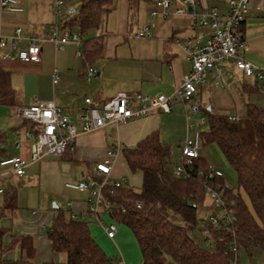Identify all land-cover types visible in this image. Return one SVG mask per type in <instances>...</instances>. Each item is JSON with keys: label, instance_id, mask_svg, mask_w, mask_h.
I'll list each match as a JSON object with an SVG mask.
<instances>
[{"label": "crops", "instance_id": "obj_1", "mask_svg": "<svg viewBox=\"0 0 264 264\" xmlns=\"http://www.w3.org/2000/svg\"><path fill=\"white\" fill-rule=\"evenodd\" d=\"M56 1L18 0L24 9L21 13H11L0 8V35L8 37V46L0 49V70L9 73L11 87L16 92L13 106L0 104V160L12 156L29 158L33 143L29 140L32 137L35 140V136H28V132H33L35 127L29 121L18 117L16 109L29 106L36 100L54 101L62 109L63 114L72 120L78 131L73 149H69L63 156L49 155L31 165L23 178L8 173V167H0L4 174L0 178V188L4 191L15 188L20 196L19 185L38 182L41 189L47 192L45 197H42L44 206L39 203L37 210H31L30 214L20 209L18 197V210L4 222V225L11 227L15 234L33 236L37 248L35 257L37 264H56V258L64 256L53 254L48 238L43 235L53 216L61 210L68 214L73 211L77 216H81L87 209L90 192L70 189L66 186L67 183L97 178L96 165L107 157L109 150L119 146L120 155L112 176L115 179H125L129 186L137 184L140 189L143 185V175L130 171L123 150L134 148L153 132H158L165 144L170 147L176 144V148L180 149L187 135L186 118L184 121L180 114H176L178 110L180 111L178 104L181 101L178 98L173 100V110L170 113L156 110L126 124L110 123L89 132H84V121L79 116L86 107L85 99L91 98L103 104L120 92L131 96L136 94L171 96L182 86L190 70L185 52L176 41L194 42L199 36L202 44L207 41V30L195 27L190 11L176 14L177 4L170 9L168 17L160 18L152 15L155 3L160 0H115L112 10L104 18L101 29L89 32L83 39L103 37L102 53L89 60V64L77 56V47L74 44L57 50L51 42L43 45L40 62L20 61L18 53L28 46L31 36L47 37L54 27L69 29L65 23L73 14H78L79 0H63L59 13ZM200 2L202 6L215 8L221 14L228 10L229 0ZM18 27L22 28L20 39L16 40V48L12 49L11 37ZM145 27L150 28L151 36L138 38V33ZM69 30L78 32L76 28ZM240 34L247 47L240 48L239 54L251 64L264 69V0H252L250 13L242 25ZM6 54H10L9 59H5ZM87 67H93L97 72L90 82L84 78ZM55 69L60 73L58 85L53 83ZM224 74L227 88L217 90L209 79L207 84L198 90L194 111L198 107L203 108L197 101H204L203 109L212 110L219 115L239 117L241 122L246 116L247 104L264 107L263 82L253 78L248 80L249 78L244 77L232 63L225 65ZM173 119H179L177 122L180 130L176 135L167 127L168 121ZM63 192L66 193L67 200L65 207L63 204L60 208L58 202H53L51 208L50 201L60 197ZM68 202L72 203L71 209ZM84 221L98 242L94 231L99 230L101 233L102 230L105 234L104 230L95 224L92 216ZM12 226L16 228L13 229ZM116 238L112 240L118 253L116 257L121 256L126 264H131L129 256L126 258L117 245ZM137 254L140 259V253ZM10 256L19 259L20 252L15 251ZM64 258L62 264L66 263V257ZM238 263L264 264V248L254 246L241 249Z\"/></svg>", "mask_w": 264, "mask_h": 264}, {"label": "trees", "instance_id": "obj_2", "mask_svg": "<svg viewBox=\"0 0 264 264\" xmlns=\"http://www.w3.org/2000/svg\"><path fill=\"white\" fill-rule=\"evenodd\" d=\"M79 1L78 14H73L65 26L76 28L86 37L89 32L101 29L115 0ZM102 50V36L83 40V61L89 64ZM15 99L9 73L0 70V104L13 106ZM246 107L244 119L252 125L255 135L252 141L243 137L246 127L242 121L232 124L229 116L198 107L199 111H204L208 126V130L202 132V146L215 143L220 147L238 174L237 191L226 187L217 175L212 180L199 177L198 170L209 169L202 158L195 160V172L190 176H174L171 147L161 140L158 132H153L134 148L123 150L130 171L142 173L143 185L135 190L125 183L120 188H108L106 194L116 204L125 206L126 213H116L115 218L136 238L143 264H234L238 263L241 249L264 248V107L255 104ZM207 185L226 188V202L235 203L230 205L236 216L233 225L219 230L207 226L212 250L202 247L191 235L197 228V210L207 198ZM1 197L0 264H31L37 255L33 236L15 234L11 227L4 225L19 208L17 190L6 189ZM136 201L142 203V208H136ZM46 232L53 254L64 255L65 264H115L93 238L87 223L73 219L66 211H58L53 216ZM233 244L237 246L236 253L230 251ZM15 251L20 252L19 259L11 258Z\"/></svg>", "mask_w": 264, "mask_h": 264}, {"label": "built area", "instance_id": "obj_3", "mask_svg": "<svg viewBox=\"0 0 264 264\" xmlns=\"http://www.w3.org/2000/svg\"><path fill=\"white\" fill-rule=\"evenodd\" d=\"M252 0H229L228 10L221 14L215 8L202 6L200 0H160L154 5L153 17L166 18L170 14V9L177 4L176 14H184L192 7L191 16L194 25L199 29L207 30V41L202 44L201 36L193 42L192 40H177L179 47L183 49L187 61L190 63V70L181 87L171 96L159 94L157 96H147L143 94L128 95L120 92L107 102L100 104L91 98H86V107L80 113V119L84 121L83 130L101 129L110 123L116 125L126 124L128 121L149 115L152 111L161 110L167 113L173 110V100L178 98L185 108L186 118V138L182 143L180 163L173 167V175L176 177H188L195 172L194 162L199 159V151L202 146L201 127L207 124L205 115L194 117L193 104L199 88L205 86L210 79L217 90H225L227 81L225 79L224 67L232 63L241 71L244 77L253 78L264 83V69H261L239 54L240 48L247 47V43L240 34L242 25L246 21ZM63 0L56 1L57 12ZM0 8L11 13H21L24 9L19 5L18 0H0ZM22 28L15 29L14 36L11 37V48H16V40L20 39ZM150 28L145 27L138 33L137 37H150ZM84 35L79 32H72L69 29L54 27L44 38L31 36L28 46L19 51L18 58L24 63H38L42 60V47L46 42H51L57 50H62L68 44L77 47V56L82 57V42ZM8 46V37L0 35V49ZM5 59L10 58L6 54ZM97 72L93 67H87L84 71V78L90 82ZM53 83H60L59 70L53 73ZM134 105H137L135 108ZM16 115L29 121L35 127L33 132H28V136H35L30 147L29 158L12 156L0 160V167H8V173L19 178H23L31 165L40 162L49 155L63 156L69 149H73V143L78 137V131L72 120L63 114L62 109L54 101L36 100L29 106L16 109ZM229 122L238 124L239 117L229 116ZM120 155V147L109 150L107 157L99 162L95 170L97 178H89L78 183H67L66 186L76 191H89L90 199L87 209L81 216H77L73 211L70 213L73 219L85 220L92 216L95 224L100 226L105 235L114 240L118 233L117 225L111 222L104 225L103 216L115 218V214H125L126 208L122 204H116L106 194L108 188H120L125 184V179H115L112 171L116 160ZM197 175L201 178L212 180L215 173L210 169H200ZM4 174L0 171V178ZM228 187V186H226ZM224 187L220 185H207L206 193L214 200L215 206L221 210L219 214L209 217L208 226L219 230L224 226H231L236 222L234 209L227 203L224 197ZM4 189L0 188V194ZM112 194V192H110ZM136 208H142L140 201L134 202ZM69 209L72 203L68 202ZM36 213V212H35ZM209 243L212 244L211 240ZM230 251L237 252L236 244L230 247ZM115 264H126L121 256L115 258ZM140 264H143L140 262ZM238 264V263H234Z\"/></svg>", "mask_w": 264, "mask_h": 264}, {"label": "rangeland", "instance_id": "obj_4", "mask_svg": "<svg viewBox=\"0 0 264 264\" xmlns=\"http://www.w3.org/2000/svg\"><path fill=\"white\" fill-rule=\"evenodd\" d=\"M71 9L72 8H70V10ZM248 80H252V78L251 79L249 78ZM197 104L205 108L204 101L203 102L197 101ZM178 105H180V111L178 110L176 114H180L182 116V119L185 121V111L183 104L179 103ZM192 108L194 111V104ZM203 112H204L203 110L194 111V117L197 118L198 116L202 115ZM177 120L179 121V119ZM177 120L174 119L169 121L166 120L168 121L167 123L168 130L172 132L174 131V135H176L180 130ZM242 123L246 127V129L243 130V137L249 141L255 140L254 131L250 122L246 119H243ZM201 130L207 131L208 126L207 125L202 126ZM29 141L34 142V137H32V139H30ZM199 156L200 158L206 161V163L208 164V168L211 171H213L219 178H221L228 187L233 188L235 191L238 190V174L234 170V168L229 164V162L227 161L220 147L217 144L211 143L201 146L199 151ZM180 160H181V150L176 148V144H172L171 154H170V161L172 163L171 165L175 166L176 164L180 163ZM128 177L130 178L129 174ZM19 186H20L19 187L20 196L18 197H19V206L21 210H24L25 213L30 214L31 210L33 209L37 210L39 203L44 206L42 197H45V194L47 192L41 189V186L38 182H33L27 185L25 183L24 185L21 184ZM131 187H133L135 190H139L137 184L132 185ZM240 192L247 201L245 194L242 191ZM65 195L66 193L63 192L59 195L60 197L57 198L54 197L55 200L50 201L51 203L50 207L51 208L53 207V202H58L59 203L58 206L60 208L63 207V204L65 207V203L67 201ZM2 200L3 199L0 196V204L2 203ZM220 212L221 210L215 206L214 200L211 198L209 194H207L205 203L202 206H200L197 210V228L194 232L191 233V235L195 239V241H197L198 244H200L202 247L206 249L209 250L213 249V245L210 244L208 240L211 238V234L207 231L209 217L214 214H219ZM102 219L104 225H108L111 222H114L117 225L118 228V234L116 238L117 245L122 249L123 254L126 258L129 256L131 264H140L142 258L138 259L139 256L137 254L138 252L140 253V248L131 230L124 223L119 222L117 219L111 218L109 216H103ZM12 227L13 229L16 228L14 226ZM46 233H47L46 231L45 233H43L45 237H47ZM94 235L97 238L98 244L101 246V248L108 254V256L113 261H115V258L118 254L116 251L115 243L112 240H110L105 234H103L102 230L101 233L99 232V230L94 231ZM64 259H65L64 256H61V258L60 256H58L55 262L56 264H62V260L64 262ZM35 263L37 264L36 258L31 262V264H35Z\"/></svg>", "mask_w": 264, "mask_h": 264}, {"label": "water", "instance_id": "obj_5", "mask_svg": "<svg viewBox=\"0 0 264 264\" xmlns=\"http://www.w3.org/2000/svg\"><path fill=\"white\" fill-rule=\"evenodd\" d=\"M189 11L192 12V11H193V8L191 7V8L189 9ZM71 12H73V10H72ZM197 110H198V109H195V111H197Z\"/></svg>", "mask_w": 264, "mask_h": 264}]
</instances>
